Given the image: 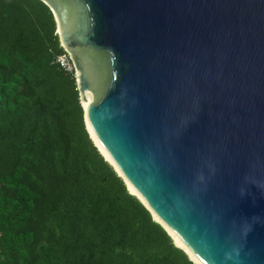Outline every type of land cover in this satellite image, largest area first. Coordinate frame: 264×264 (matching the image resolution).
<instances>
[{
    "label": "water",
    "instance_id": "water-1",
    "mask_svg": "<svg viewBox=\"0 0 264 264\" xmlns=\"http://www.w3.org/2000/svg\"><path fill=\"white\" fill-rule=\"evenodd\" d=\"M41 1L128 192L195 264H264V0Z\"/></svg>",
    "mask_w": 264,
    "mask_h": 264
},
{
    "label": "trees",
    "instance_id": "trees-1",
    "mask_svg": "<svg viewBox=\"0 0 264 264\" xmlns=\"http://www.w3.org/2000/svg\"><path fill=\"white\" fill-rule=\"evenodd\" d=\"M49 7L0 0V264H195L84 127Z\"/></svg>",
    "mask_w": 264,
    "mask_h": 264
},
{
    "label": "built area",
    "instance_id": "built-area-1",
    "mask_svg": "<svg viewBox=\"0 0 264 264\" xmlns=\"http://www.w3.org/2000/svg\"><path fill=\"white\" fill-rule=\"evenodd\" d=\"M55 62H57L58 65L65 71L73 70L72 63L70 62L69 56L66 52L64 54H58L55 57Z\"/></svg>",
    "mask_w": 264,
    "mask_h": 264
},
{
    "label": "bare ground",
    "instance_id": "bare-ground-1",
    "mask_svg": "<svg viewBox=\"0 0 264 264\" xmlns=\"http://www.w3.org/2000/svg\"><path fill=\"white\" fill-rule=\"evenodd\" d=\"M91 100H92V98L90 97V95L87 92H85V100L82 101L83 107H86V105L89 104L91 102ZM91 136H92V138H94L92 134H91ZM96 144L99 146V144L97 142H96ZM99 148L101 149L100 146H99ZM102 153L107 157V155L103 151H102ZM130 190H131V188H130ZM173 239L179 246L186 248L185 246H183V244L180 242V240L177 237H175L174 235H173ZM188 253L190 254V256L194 257L189 251H188Z\"/></svg>",
    "mask_w": 264,
    "mask_h": 264
}]
</instances>
